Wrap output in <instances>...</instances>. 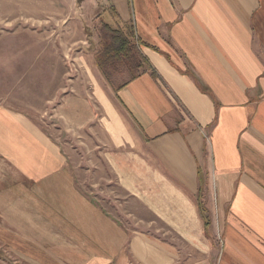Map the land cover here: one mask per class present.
Instances as JSON below:
<instances>
[{"label": "crops", "instance_id": "obj_1", "mask_svg": "<svg viewBox=\"0 0 264 264\" xmlns=\"http://www.w3.org/2000/svg\"><path fill=\"white\" fill-rule=\"evenodd\" d=\"M87 8L56 11L72 41L63 54L97 69L93 23L130 25L138 54L124 69L135 73L98 87L103 110L93 82L66 69L50 68L41 101H0L8 264H264V0ZM45 114L48 130L34 120ZM96 148V158L68 153Z\"/></svg>", "mask_w": 264, "mask_h": 264}, {"label": "rangeland", "instance_id": "obj_2", "mask_svg": "<svg viewBox=\"0 0 264 264\" xmlns=\"http://www.w3.org/2000/svg\"><path fill=\"white\" fill-rule=\"evenodd\" d=\"M72 1L0 0V101L3 104L12 103L14 100L23 102V104H30L32 99H39L41 101L43 98L42 95L45 93V97L47 95L48 89L45 90L42 86L48 85V81L50 80L49 70L52 68L57 72L66 69V73L68 72L66 78L69 77L76 84L80 83L81 85L86 84L90 86L88 80L93 82V94L90 96H92V101L96 109L103 110L105 108L100 103L98 87L104 92H109L108 90H112L118 83L123 82L135 73L125 70V66L123 65H111L105 68L104 71L98 66L97 69L93 66L90 70H82L75 56L64 55L65 48L72 41L70 42V39L62 31L61 23L55 21V19L61 18L60 14H62V11L64 13L68 12V6L72 4ZM85 1L88 5L86 14H91L98 0ZM102 1L107 4L109 0ZM78 10L76 15L80 17V11ZM44 11H48V14L51 13L52 17L37 19L38 15L43 14ZM56 11L60 12V14H56ZM82 21L80 18V22ZM80 22L77 21L78 27L84 26ZM98 27L99 23H93V32L96 41H99L98 38L100 37ZM91 30L90 28L87 29L88 32ZM38 82L41 85L39 90ZM176 104L182 109V104L179 101ZM52 105L53 103L46 104L45 109H48ZM27 113L31 116L30 109L27 110ZM47 115L45 114L42 117L34 118L45 130H48L52 126L50 124L52 121ZM67 136L66 138L68 140L73 139L74 146H77L80 142L79 137ZM84 138H87L85 140L87 142L97 141H91V138L86 136ZM96 150L98 149L96 148L88 152L85 150L83 152L81 150L67 152L78 157L81 156L80 154L84 156V153L86 157L96 158L99 157ZM5 251V249L0 247V264H8L5 258H8L10 261L12 260V258L7 257L8 254Z\"/></svg>", "mask_w": 264, "mask_h": 264}, {"label": "trees", "instance_id": "obj_3", "mask_svg": "<svg viewBox=\"0 0 264 264\" xmlns=\"http://www.w3.org/2000/svg\"><path fill=\"white\" fill-rule=\"evenodd\" d=\"M98 31L99 49L95 60L101 70L111 65L127 66L136 62L139 45L132 42L133 29L130 25L120 27L100 21Z\"/></svg>", "mask_w": 264, "mask_h": 264}, {"label": "built area", "instance_id": "obj_4", "mask_svg": "<svg viewBox=\"0 0 264 264\" xmlns=\"http://www.w3.org/2000/svg\"><path fill=\"white\" fill-rule=\"evenodd\" d=\"M158 83L160 84V86L164 90L165 94L169 97V99L175 104V106H177L176 103H177L178 100H177L176 96L174 95V93L170 90V88L166 84H164L163 81L161 79H159V78H158ZM177 108L181 110L180 107L177 106ZM7 257H9V256H7Z\"/></svg>", "mask_w": 264, "mask_h": 264}]
</instances>
